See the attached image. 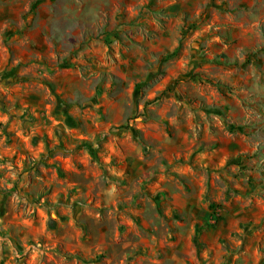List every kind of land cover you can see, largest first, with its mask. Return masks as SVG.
<instances>
[{
	"label": "rangeland",
	"instance_id": "rangeland-1",
	"mask_svg": "<svg viewBox=\"0 0 264 264\" xmlns=\"http://www.w3.org/2000/svg\"><path fill=\"white\" fill-rule=\"evenodd\" d=\"M138 7L0 0V264H264V0Z\"/></svg>",
	"mask_w": 264,
	"mask_h": 264
},
{
	"label": "crops",
	"instance_id": "crops-1",
	"mask_svg": "<svg viewBox=\"0 0 264 264\" xmlns=\"http://www.w3.org/2000/svg\"><path fill=\"white\" fill-rule=\"evenodd\" d=\"M78 2L83 3V1L85 0H77ZM94 2H97L101 5H115L118 6V4H128V5H137L139 6L138 9L134 10L132 9L131 11V16L130 17H134L136 18L137 15H139L140 10L142 9L141 7L144 6L145 4H149L154 2V0H93ZM118 12L113 11L110 12L108 15H110L112 21L116 20V17H118L119 19L121 18L122 15L117 14ZM122 19V18H121ZM120 19V20H121Z\"/></svg>",
	"mask_w": 264,
	"mask_h": 264
}]
</instances>
